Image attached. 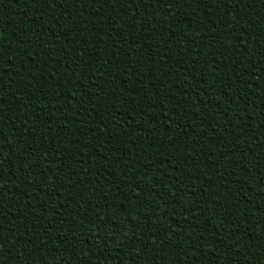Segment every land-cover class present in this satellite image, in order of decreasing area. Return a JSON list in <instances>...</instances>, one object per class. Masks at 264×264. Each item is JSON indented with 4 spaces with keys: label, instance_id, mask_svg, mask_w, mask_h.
<instances>
[{
    "label": "trees",
    "instance_id": "16d2710c",
    "mask_svg": "<svg viewBox=\"0 0 264 264\" xmlns=\"http://www.w3.org/2000/svg\"><path fill=\"white\" fill-rule=\"evenodd\" d=\"M0 264H264V0H0Z\"/></svg>",
    "mask_w": 264,
    "mask_h": 264
},
{
    "label": "rangeland",
    "instance_id": "374dc122",
    "mask_svg": "<svg viewBox=\"0 0 264 264\" xmlns=\"http://www.w3.org/2000/svg\"><path fill=\"white\" fill-rule=\"evenodd\" d=\"M12 181L10 173L0 168V188L3 190L9 188L12 186Z\"/></svg>",
    "mask_w": 264,
    "mask_h": 264
}]
</instances>
